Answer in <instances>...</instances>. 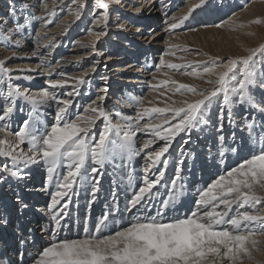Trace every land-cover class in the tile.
I'll list each match as a JSON object with an SVG mask.
<instances>
[{"label": "snow or ice", "instance_id": "6c2138e0", "mask_svg": "<svg viewBox=\"0 0 264 264\" xmlns=\"http://www.w3.org/2000/svg\"><path fill=\"white\" fill-rule=\"evenodd\" d=\"M73 2L79 4L73 13L79 19L85 3L83 0ZM200 3L203 4L204 0ZM94 4L103 10L102 20H95V24H102V28L99 32H90V35L106 36L109 3L94 0ZM27 7L23 5L22 9ZM193 10L189 9V13L179 19L172 16L174 22L170 28L181 27ZM9 13L12 17L16 16L14 6H10ZM228 23L232 25V21ZM251 23L261 24L262 21L254 19ZM215 26L224 27L223 24ZM21 27L17 23L16 30ZM239 27L246 25L240 24ZM247 52L246 56L219 63L215 57H209L208 63H167L169 69L179 71L184 68V75L201 79L214 76L215 79H207L213 87L198 90L192 85L172 80L170 82L175 86L173 94L184 96L190 93L200 98L172 101L171 104L165 103L164 107H144L143 100H137L140 110L135 115L107 108L104 103L109 91L107 82L110 77L107 74L100 76L105 82V86L98 89L102 95L85 105L83 113L72 112L74 97L81 94L80 86L89 84L84 76L48 82L50 89H63L71 81L72 91L64 94L66 98L47 89L30 94L12 83L11 68L6 66L8 58L0 60V82L6 83V90L0 96L4 102L0 105V122H3L0 123V133L3 134L0 136V157L12 162L11 167L7 163L0 166V172L21 179V163L25 167L39 164L45 168L46 185L55 189L48 205L55 230L63 227L62 220L68 215L65 210L71 197L78 195V188L90 186L87 194L91 207L101 190V179L108 166L115 168L118 161L125 160L130 163L133 157L141 154L144 160L139 185L134 186L131 172L127 177L133 190L123 212L131 213L132 219L123 226L117 225V220L124 217L113 191L112 209L100 216L91 228L86 219L83 236L53 240L37 254L32 264H245L246 260L252 261L253 251L260 250L257 237H264V135L255 137L254 142L247 146V155H242L244 146H226L223 135L224 120L227 117L229 124L232 123L235 105H248L264 112V105L255 97L256 88L264 89V44L247 49ZM96 55L101 53L97 51ZM257 57L260 59V72L256 71ZM99 63V60L95 61L92 72L96 71L95 65ZM165 63L161 59L160 64ZM193 63L202 71H188ZM168 83V80L161 81V85ZM17 99H23L32 108L22 127L13 132L7 121L11 119ZM53 104L54 123L51 126L42 125L39 120L40 106L52 107ZM214 106L216 131L220 133L216 154L219 164H226L229 153L241 155L235 166L225 168L217 178L198 189L192 206L182 211L176 207L184 196L182 173L186 161L194 159V154L185 152L182 146L191 142L193 132L211 127ZM113 114L119 118L118 121L114 122ZM253 126L254 122L246 124L250 139H253ZM140 134L149 138L138 140ZM177 137L179 146L175 152L178 154L174 155L169 150ZM232 140L235 141L234 134ZM157 144L158 147L155 146ZM23 145L27 146L26 150L21 147ZM148 149L151 150L146 151ZM170 161H173L175 171L164 186L170 187L171 193L157 206L154 203L159 194L157 186L164 180ZM27 206L22 204L23 208ZM152 207H155V214H149ZM24 243L21 240V245ZM20 256L23 258V253Z\"/></svg>", "mask_w": 264, "mask_h": 264}, {"label": "bare ground", "instance_id": "6f19581e", "mask_svg": "<svg viewBox=\"0 0 264 264\" xmlns=\"http://www.w3.org/2000/svg\"><path fill=\"white\" fill-rule=\"evenodd\" d=\"M23 1L32 2V0ZM68 1L70 2L68 5L69 7L66 11H63V6ZM181 1H185V7L179 11L176 10L177 12H173L174 7L178 2L181 3ZM225 1L226 0L219 1V5H221L222 2L225 4ZM83 2L85 3L86 0H83ZM118 2L122 3L121 7H123V9L118 10L109 8L108 34L100 37L90 35V32L101 31L102 24L96 25L95 20H102L103 10L100 9L99 12L95 14L96 18L94 24L89 28L87 27L85 19L88 8L84 7L81 10V14L84 17L81 15L82 17L76 19L73 13L79 8V4L74 3L73 0H42L40 6L37 8L41 9V11H36L37 14H35V18L42 19L37 33H34L32 27L26 34L25 31H22L25 27L20 28L21 30H16V27H14L15 24L10 22L11 20H9L10 18H8L6 11H0V24L4 23V27H7V29H5L6 31L0 33V60L8 58L6 60V66L11 68V75L13 77L12 83L19 86L22 90H28L30 94H37L47 89L55 92L61 98H66L64 94L68 91H72L71 81L63 89H50L48 82L50 80H63L69 77L84 76V79L89 81V84L80 86L81 94L74 97V105L73 108L70 109L72 112L79 111L83 113L84 107L82 106L83 102L87 100V95L94 92L96 87L99 89L105 86V83H99V80H101L99 77L107 74L110 77L107 82L109 91L104 101L107 108L112 109L113 112L119 110L123 114L135 115L136 112L140 110L137 105V100H143L144 107H164L165 103L171 104L172 101L186 99L185 96H176L173 94L175 86L172 85L170 81H178L179 78L176 73H171L172 69L167 68V63H184L183 60L189 57L186 55V52L190 48L203 51L199 46L204 47L208 45L209 42L215 44H227L228 42V44H230V38L247 36V34L253 32L250 27L252 26L250 25V16L254 11V7L248 9L247 12H241V14L235 15L233 18L227 19L223 23L224 27H214L206 30L194 28L195 30H190L186 33H177L180 32L185 24L189 25L192 22H204L205 24L207 21H211L212 24L216 16L214 15L213 17L207 18V20L200 17L194 18L197 14H195L196 10H193L181 27L172 30L170 26L174 21L171 17L176 16L177 19H179L183 15L188 14L189 9H193V6L201 5L200 0H118ZM204 2H206V0H204ZM45 3H47V8L45 7ZM110 4L112 3H109V5ZM30 9L32 8L30 7ZM95 12L96 11H94V13ZM49 13H54V15L63 14V17L60 18V21L55 24L56 27L53 29L49 26L52 25L54 15L51 16ZM113 14L115 20L120 19L121 21L122 25L119 31L111 27V16ZM14 20L15 18L13 21ZM229 21H232L231 26L228 23ZM211 24L210 22L206 24V26H208L207 28L211 27ZM240 24H244L246 27L240 28ZM17 31L19 32L17 33ZM77 34L80 35L74 39L71 49L67 52H63L65 49H61V46L64 45L65 47L69 38ZM103 39H105L104 42L106 40L112 42L107 44L103 42ZM189 43L192 46H190ZM93 44L95 45L94 48L92 47ZM97 51H99L101 55L97 56ZM14 53L15 55H13ZM59 53L64 54L58 56ZM54 59H58L56 64H52ZM161 59L166 62L165 65L160 64ZM97 60H99L100 63L95 65L96 71L92 72L91 68ZM105 65H107V69H105ZM148 69L152 70L149 71ZM85 73H87V75H85ZM115 78H117V80ZM164 80H168L169 83L167 85H161V81ZM114 81L118 82L115 88L110 86ZM3 88H6V83L0 82V90L2 91ZM67 88L69 89L65 92L64 89ZM85 91H87L86 94L84 93ZM94 93L96 96L85 105L95 100L98 95H102L98 90ZM0 96H2V93H0ZM3 103V100L0 99V105H3ZM31 108L32 106L28 102L23 99H17L11 119L7 121L13 132L17 130L16 126L23 117H25V120L29 118ZM53 109L55 110V104H53L52 107H47L46 105L40 106L39 120L42 125L51 126L54 123V117L49 115ZM248 112L250 114L249 119L251 122H254V125H256V121L258 120L260 122L259 124L262 122L264 124V112H260L249 106ZM113 120L116 122L119 118L113 114ZM263 124L262 135H264ZM99 126L100 122L98 121L97 127ZM214 126L215 125L211 123L210 128L206 127L208 132L212 130L211 128H215ZM228 129L229 128L224 126L223 135L225 136L226 146L235 144L236 142L232 140L233 134L235 135V140H237L238 134L240 135V132L243 131V128L238 124H236L234 128H231L233 129L232 131L229 132ZM2 135L3 134L0 133V136ZM199 135L197 137L195 133L192 134V137L197 140L196 144L197 142H202ZM217 135L218 132L214 131V133H209L208 136H202V138L208 139L206 140L208 141L207 144L205 145L204 143L202 149L204 157L196 154L194 160L191 159L186 161V166L182 173L185 184L184 196L176 205V207L182 211H187L185 207L189 205L191 207L194 192L197 193L198 189L206 185V181L211 178L209 176L214 177L213 179L217 178L225 168L235 166L236 160L238 161L241 155L229 153L227 154L226 164L220 165L216 155L217 146L215 141ZM141 137H143V139L149 138L140 134L138 140H140ZM178 140L179 137H177V141L169 150L174 153V155H177L174 146L177 144ZM191 141H193V139H191ZM208 144L209 148L207 149ZM236 144L241 145V142ZM155 146L158 147L159 145L157 144ZM185 146L187 147V145H183L184 151H186ZM21 147L26 150L27 146L23 145ZM150 150L151 149H148L146 151ZM247 154L248 149L244 148L242 155ZM140 158H142V154L141 156L133 157L130 163L125 160L123 162L118 161L115 168L111 165L108 166L101 179V190L97 193V199L91 204V207L88 205L90 196L87 194L90 186L78 188V195L71 197V202L65 210L68 215L62 220L63 227L58 230L54 229V222L50 214H48L51 194L55 189L54 186L46 185L45 168L39 164L25 167L21 163L19 165L23 175L21 179L12 178L7 175V173L0 172V179H3V181H0L1 256L6 254L5 252L8 251L12 245L17 243V235L29 242L26 236L27 229L36 230L37 233L35 236H37V239L35 238V243L37 247L38 244H40L39 248H41V251L45 246L50 245L53 240L74 239L83 236V232L79 229L84 228L86 219L89 228H91L100 216L112 209L113 191L116 192V202L124 217L122 220H117V225L123 226L126 224L129 219L133 218L131 213L123 212L125 203L127 199L131 197L133 190L132 187L128 185L127 177L129 172H131L134 177V186H138L137 179L138 176L142 174L144 165L143 159H141L142 163L140 165L138 164ZM5 163H7L9 167L12 166L10 160L0 157V166ZM173 165V161H170L164 180L161 181V185L157 186V188H159V194L154 201L157 206L161 199H167V196L163 198V196L166 195L165 192H167V194L171 193V188L164 186V184L165 181H170L173 177V174L171 175ZM188 165L192 167V171L187 170ZM153 171H155V169ZM167 173L169 175H167ZM212 180H210L209 183ZM11 187L17 189L15 191L17 197L15 198H11L10 194L6 191L7 189L12 190ZM41 188H44V190ZM153 191H156V189ZM6 198H11L14 201ZM61 203H63V201H61ZM22 204H27L28 206L23 208ZM149 214H155V207H152L151 213ZM71 226L75 227V230L72 229ZM14 228L17 229L14 230ZM54 231L55 235H53ZM257 239L260 241V250L253 251L255 257L253 260H255L257 264H264V237L258 236ZM4 242H7V244L4 245ZM27 264H29V262H27ZM30 264H32V261H30Z\"/></svg>", "mask_w": 264, "mask_h": 264}, {"label": "rangeland", "instance_id": "374dc122", "mask_svg": "<svg viewBox=\"0 0 264 264\" xmlns=\"http://www.w3.org/2000/svg\"><path fill=\"white\" fill-rule=\"evenodd\" d=\"M105 1H107V2L109 1V3H112V4L109 5V8H111V9L112 8L118 9V10H122L123 9V7H121L122 6V3L121 2H118V0H105ZM219 1H221V0H206V2H204L203 4H201L199 7H196V5L193 6V9L196 10V13L195 14H197L196 16H194V14H193L194 18L200 17V18H203L204 20H207V18L213 17L215 15L216 18L214 19V21H212V24H211V21H207V22L205 21L206 22L205 24H204V22L203 23L192 22L189 25L188 24L187 25L185 24L181 28L180 32H177V33H186V32H189L190 30H195V29L206 30V29L214 28V27H216L215 25L223 24L227 19H231L235 15L241 14V12L242 13L243 12H247V10L250 9V8H252V7H254V11L252 12V15L250 16L251 22L254 19H260L262 21V23L261 24H253V23H250V25H252L250 27L253 30V32L247 34V36L230 38V41H229V42H231L230 44H228V42H227V44H221V43H216L215 44L213 42H209V44L206 45V46H204V47L203 46H199V48H201L203 51L190 48L186 52V55H188L189 57L187 59H184L183 60L184 63H182V64L176 63V64L186 65V64H188L190 62H203V63H208L209 62V57L218 58V63L219 62H226L227 59H229V58L246 56V55H248L247 49L259 48L260 45L264 44V0H226L225 1V4H223V2H222L221 5H219ZM33 2H34V0H32V2H24L23 0H0V11H4V12L6 11V14L8 15V18H10L9 20H11L10 22L12 24L13 23L15 24L14 27H16V25H17L16 23L21 24L22 25L21 28L25 27L22 30V31H25V34L28 32V30H31L32 28H33L32 30L34 31V33L35 32L37 33V29L40 26L39 24L41 23L42 19L35 18V16H36L35 14H37L38 11H41V9H37V8H38V6H40V3L42 2V0L41 1L40 0H35L34 4H33ZM173 2H175V1H173ZM18 4H20V5H18ZM30 4H32L33 6L30 5ZM69 4H70L69 1L67 3H65V5L63 6V11H66V9L69 7L68 6ZM184 4H185V1H183V2L181 1V3L178 2V4L174 7L173 12L174 11L177 12V11L181 10L182 8H184L185 7ZM23 5H28V7L26 9H22L21 6H23ZM166 5H168V4H166ZM10 6H14L15 9H16V13L17 14H16L15 17L10 16V13H9ZM30 7L32 9H30ZM85 7L88 8L87 13L85 14V19H86V22H87V27L90 28V26H92L94 24V20L96 18V15L95 14L97 12H99L100 8L94 4V0H86ZM224 7H225V9H224ZM94 11H96V12L94 13ZM82 16H80V17H82ZM62 17H63V14L54 15L52 25H50L49 27L51 29H53L54 27H56L55 24L58 21H60V18H62ZM111 17H112L111 27H113L114 30L119 31L120 30V27L122 25L120 19L115 20L114 14ZM14 18H15V20L13 21ZM25 20H27L28 24L25 23ZM208 20H210V19H208ZM209 22H210V24L212 26L209 27V28H207L208 26H206V24H208ZM3 24H0V28H1L0 30L4 29V30L0 31V33L3 32V31H6L5 29H7V27H4L5 25H3ZM28 27H29V29H28ZM18 32L19 31H17V33ZM79 35L78 34L77 35H72L73 37L71 36L69 38V41L65 45V47H64V45L61 46V49L62 48L65 49V51H63V52H67L69 49H71V46H72V43H73L74 39L77 36H79ZM104 40L105 39H103V42H104ZM111 42L112 41H110V40H108V41L106 40L104 43L110 44ZM190 46H192V45L190 44ZM62 54H64V53H59L58 56H61ZM57 61H58V59H54L52 61V64H56ZM193 69L201 70L202 71V69H197L196 68V63H193L192 64V68H189L188 71H192ZM148 70L150 71L152 69H148ZM183 71H184V68H181L179 71H177L175 69H172V71H171V73H176V75L179 78L178 79V82L179 83H182L183 82L184 84L192 85V86L196 87L198 90L210 89V88L213 87V85L207 83V79H215L214 76L213 77H204L203 79H201V78H196V77H193V76L184 75L183 74ZM256 71L257 72H260L261 71V64H260L259 57H257ZM99 79H100V77H99ZM115 79L117 80V78H115ZM98 80H97V82H98ZM100 82L101 83H105L102 80H99V83ZM117 83H118L117 81H114L113 83H111L110 86L113 87V88H115V87H117L116 85H118ZM68 89L69 88L64 89V91L66 92ZM3 90H6V88H3L2 91ZM96 90H98L97 87L94 89V92ZM167 90H168V88H167ZM2 91L0 90V93H2ZM94 92H92L91 94L89 93L87 95V98H86L87 100H85L83 102V106L82 107H84L85 104L88 101H90L94 96H96ZM84 93L86 94L87 91H85ZM175 95L177 96V95H180V94L179 93H175ZM184 96H185L186 99H188L190 101L200 98V97L193 96L190 93H186ZM255 97H256L257 101L258 100H259V102L261 101L262 105H264V89L256 88L255 89ZM49 115L51 117H54L55 116V110L53 109L49 113ZM232 117L233 118H232V123L231 124H229V121H228L227 117L225 118V120H224V124L225 125L224 126L227 127V128H229L228 129L229 132L233 130L231 128H234L236 126V124H238L239 126H241L243 128V131L240 132V135L238 134V139L235 140V142L236 143H240L241 142V146H244L245 149H248L247 146L249 144L253 143L254 138L257 137V136H261L262 135V124H263V122L261 124H259L260 123L259 120L256 121L257 127H256V125L253 126V130H252V134H251L253 139H250L249 131H248L247 128H245L246 127V124L249 123V122H251L250 119H249L250 118V114L248 112V105H239V104L235 105L234 108H233ZM24 120H25V117H23L18 122V125L16 126L17 129L20 128V127H22V123H23ZM211 123H213L215 125L214 126L215 128H211L212 130H210L209 132H208V129L207 128H204L200 132H193V134L195 133L197 135V137L200 134L199 135V138L201 139L202 142L201 143L200 142L199 143L197 142V144H196V141L197 140L192 137L191 139H193V141H191L189 144H187V147L185 146L186 147V151L185 152H189L190 151L191 153L194 154V156L196 154L197 155L199 154L198 156L204 157L203 156V153H202V149H203L204 143H205V145L207 144L208 141H206V140H208V139L207 138H202V136H208L209 133H214V131H216L215 129H216V124H217V119H216V107L215 106L212 109ZM218 135H220V133H218ZM246 142H247V144H246ZM215 143H216V146H217V144H218L217 137H216ZM178 146H179V140H178L177 144L174 146V150H176ZM208 148H209V144H208L207 149ZM141 159L142 158L139 159V163H138L139 165L142 163L141 162ZM187 161H189V160H187ZM236 163H237V160H236ZM187 170L188 171H192V167L188 165L187 166ZM174 171H175V169H174V165H173L171 175L174 173ZM141 175L142 174H140L138 176V178ZM167 175H169V174L167 173ZM209 177H211V178L206 181V184H208L209 181L214 178L212 176H209ZM0 181H3V179H0ZM137 182H138L137 184L139 185V179H137ZM7 186H8V182H7ZM7 186H4V187H7ZM11 188H12V190H8V189L6 190L7 193L10 194V197L11 198L17 197L16 194H15V191L17 189H15L13 187H11ZM41 189L44 190V188H41ZM165 193H166V195H164L163 198L165 196H167V192H165ZM196 194L197 193L194 192V194H193V200L196 199ZM11 198H6V199H9L11 201H14ZM191 206H192V203H191ZM185 208L188 210L190 208V205L188 207H185ZM14 230H16V228H14ZM253 257H254V254H253ZM254 259H255V257H254ZM245 264H257V263L255 262V260H252V261H247L246 260L245 261Z\"/></svg>", "mask_w": 264, "mask_h": 264}]
</instances>
